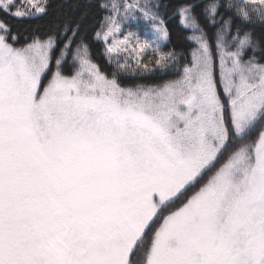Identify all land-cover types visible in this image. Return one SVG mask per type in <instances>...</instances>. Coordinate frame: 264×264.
Instances as JSON below:
<instances>
[{
    "label": "snow or ice",
    "instance_id": "6c2138e0",
    "mask_svg": "<svg viewBox=\"0 0 264 264\" xmlns=\"http://www.w3.org/2000/svg\"><path fill=\"white\" fill-rule=\"evenodd\" d=\"M94 2L0 0V264H264V0Z\"/></svg>",
    "mask_w": 264,
    "mask_h": 264
},
{
    "label": "trees",
    "instance_id": "16d2710c",
    "mask_svg": "<svg viewBox=\"0 0 264 264\" xmlns=\"http://www.w3.org/2000/svg\"><path fill=\"white\" fill-rule=\"evenodd\" d=\"M74 2L75 0H50L51 9L48 16L40 18L38 20L27 21L26 23L30 25L39 24L46 27L57 18H63L64 15L78 18L81 13L86 11L87 15L84 17L82 24L88 34L89 39L91 40L92 36L94 35V31L99 28V25L102 22V17L105 13H102L95 7L94 0L91 3V6H89V0H79L80 7L76 9L72 8V4ZM166 2H168V0H166ZM174 7L175 2L174 0H172V7H170L165 14V19L171 33V43L166 44L164 46V50H168L173 47L177 49H187L194 46L191 45L190 42L184 40V36L186 33L182 26L179 24L178 17L173 15ZM146 27L147 25L140 20L138 22H133L130 30L139 31L141 32V34H143V32L146 30ZM259 31H261V29L257 28V32ZM92 53L94 60L101 64L105 63L104 57L102 55V43L93 42ZM155 78L160 79L158 75Z\"/></svg>",
    "mask_w": 264,
    "mask_h": 264
},
{
    "label": "rangeland",
    "instance_id": "374dc122",
    "mask_svg": "<svg viewBox=\"0 0 264 264\" xmlns=\"http://www.w3.org/2000/svg\"><path fill=\"white\" fill-rule=\"evenodd\" d=\"M141 21H143V20H141ZM145 24H146V22L145 21H143ZM103 45V44H102ZM104 47V46H103Z\"/></svg>",
    "mask_w": 264,
    "mask_h": 264
}]
</instances>
